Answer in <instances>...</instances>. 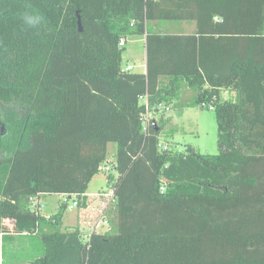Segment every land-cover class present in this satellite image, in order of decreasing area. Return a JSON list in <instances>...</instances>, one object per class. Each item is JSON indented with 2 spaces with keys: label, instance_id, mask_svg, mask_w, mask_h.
<instances>
[{
  "label": "trees",
  "instance_id": "trees-1",
  "mask_svg": "<svg viewBox=\"0 0 264 264\" xmlns=\"http://www.w3.org/2000/svg\"><path fill=\"white\" fill-rule=\"evenodd\" d=\"M28 9L44 22L24 26ZM133 36H146V72L124 69L120 42ZM184 83L191 105L216 112L217 154L161 141L159 105ZM146 94L156 118L145 130ZM111 142L109 228L62 231L67 204L45 218L34 200L85 206ZM8 233L40 235L29 264H264V0H0V240Z\"/></svg>",
  "mask_w": 264,
  "mask_h": 264
},
{
  "label": "rangeland",
  "instance_id": "rangeland-1",
  "mask_svg": "<svg viewBox=\"0 0 264 264\" xmlns=\"http://www.w3.org/2000/svg\"><path fill=\"white\" fill-rule=\"evenodd\" d=\"M155 24V21H150V28L156 26ZM136 39L137 37H129L126 41L123 53L124 66L128 64L140 65L143 63L144 45L140 41L136 42ZM138 69L143 70L144 68ZM183 85L184 87H181L179 90V96H171L172 98L168 103H165L166 106H169V110H164V106H162L160 110V113H164L160 120L159 117L157 118V122L160 121V126H162L161 141L164 145L171 147L175 151L184 152L192 148L200 153L217 154L219 152V134L216 112L209 103L205 105H191L196 96V91L187 85V83ZM221 99L235 100L236 93L232 90H223ZM155 116L156 115L152 112L151 119L154 120ZM108 146L106 166L111 165L114 161L117 149L116 144L113 142L109 143ZM116 179L117 172L115 170L106 172L100 171L91 180L89 189L92 191L100 189L103 191H111ZM99 193L101 192H96L94 198V201L97 200V204L92 206L98 208V212L95 214V216H99L100 219L97 230L106 232L110 223L106 224L104 218L107 207L110 208L111 205L108 203L109 200L107 198L97 195ZM91 196L92 195H90V197ZM65 198L64 195L62 196L60 194H48L42 198L40 197L39 201L34 200V203L36 206L39 204L41 205V215L46 218L48 217L47 215H54L61 211L63 208L62 202H65ZM67 205V209L64 212V220L60 226L62 231L72 228L70 226L74 224L77 212L80 210L77 206L73 205L72 199L69 200ZM95 216L90 218V220L93 221ZM108 219L110 218L108 217ZM7 224H11V221L7 220ZM43 229L49 230L46 224H44ZM43 250L44 245L39 234L28 236L8 233L2 236L0 240V257L2 258V264H29L33 259L42 255Z\"/></svg>",
  "mask_w": 264,
  "mask_h": 264
},
{
  "label": "crops",
  "instance_id": "crops-1",
  "mask_svg": "<svg viewBox=\"0 0 264 264\" xmlns=\"http://www.w3.org/2000/svg\"><path fill=\"white\" fill-rule=\"evenodd\" d=\"M155 23H156L155 24L156 26H154L153 28H150V26H149V29L151 31L159 32V33H175V34L179 33V34H187V33H194L195 30H196V24H195V22L181 21V22H177L176 23V22H161V21H155ZM133 37H137V39L135 41L136 42L137 41H140L144 45L143 63L140 64V65H137V64H135V65L128 64V65L132 66L133 67V70H135V71L146 72V70H147L146 36H133ZM138 68H144V69L143 70H140ZM162 83L164 85H170L171 84L170 83V78L163 77L162 78ZM181 87L183 88L184 85L181 86ZM98 191H103V190L100 189V190H97V191H92V190L88 189L86 205L85 206H77V208H79L80 210L77 212V217L75 219V222H74V224L72 226H70V227H72L70 229L80 228L82 230V232H84V233H88V231L91 230L92 228H95L97 230L98 225L100 224L99 216H95V214H97V212H98V208L97 207H94L92 205L97 204V202H96L97 200L94 201V198L96 196L95 195L96 192H98ZM46 195H48V194H42L40 197L42 198L43 196H46ZM60 195H62V196L64 195L65 196V194H60ZM90 195H92V196L90 197ZM70 198L73 201L75 200L71 196L69 197V199ZM68 202L69 201L62 202V205L64 203L67 204ZM66 209H67V207H66ZM109 214H110V212H108V215ZM112 214L113 213H111V215ZM47 216H50V215H47ZM93 216H95V218L92 221V220H90V218H93ZM63 220H64V216H63L62 221ZM18 235H28V234H18ZM28 236H32V235H28Z\"/></svg>",
  "mask_w": 264,
  "mask_h": 264
},
{
  "label": "built area",
  "instance_id": "built-area-1",
  "mask_svg": "<svg viewBox=\"0 0 264 264\" xmlns=\"http://www.w3.org/2000/svg\"><path fill=\"white\" fill-rule=\"evenodd\" d=\"M216 19H218V18H216ZM125 44H126V39H122L121 42H120V45L123 46ZM124 69H125V71H131V70H133V67L130 66V65H127V66L124 67ZM141 98L144 99V101L146 102V112L144 113V117H143V119H144V128L146 130L148 125H149V123H150V121H151V111L149 109L148 94H146L144 96H141ZM203 105H205V104H203ZM162 106H164V110H169V106H166L164 104H160L159 105V112H160ZM100 169L106 172V171H109L111 169V167H110V165H108V166L104 165V166H101ZM164 190H165V187H162L161 191L163 192ZM97 195H101V197L104 196L103 198H107L109 200L108 203H110L111 200H112L113 192L112 193H111V191L106 192V193H102L101 192V193H99ZM65 196H66L65 201H69L71 199V198L69 199L70 196H68L67 194H65ZM34 205H35V203H34ZM73 205L74 206H78L79 205L77 199H75L73 201ZM105 223L107 224V221H105ZM93 230H95V228H92L90 231H93ZM0 264H2V258L1 257H0Z\"/></svg>",
  "mask_w": 264,
  "mask_h": 264
},
{
  "label": "clouds",
  "instance_id": "clouds-1",
  "mask_svg": "<svg viewBox=\"0 0 264 264\" xmlns=\"http://www.w3.org/2000/svg\"><path fill=\"white\" fill-rule=\"evenodd\" d=\"M20 19L22 20L23 25L27 28H35L44 22L43 15L35 9L25 10L21 14Z\"/></svg>",
  "mask_w": 264,
  "mask_h": 264
},
{
  "label": "water",
  "instance_id": "water-1",
  "mask_svg": "<svg viewBox=\"0 0 264 264\" xmlns=\"http://www.w3.org/2000/svg\"><path fill=\"white\" fill-rule=\"evenodd\" d=\"M78 25H79L80 30H82V17L80 15L78 16ZM153 125L157 127V122L153 121Z\"/></svg>",
  "mask_w": 264,
  "mask_h": 264
}]
</instances>
